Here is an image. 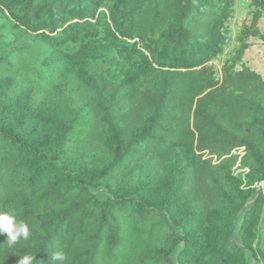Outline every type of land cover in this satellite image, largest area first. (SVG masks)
<instances>
[{"label": "trees", "instance_id": "obj_1", "mask_svg": "<svg viewBox=\"0 0 264 264\" xmlns=\"http://www.w3.org/2000/svg\"><path fill=\"white\" fill-rule=\"evenodd\" d=\"M249 4L217 78L231 0H0V212L29 231L0 264H264Z\"/></svg>", "mask_w": 264, "mask_h": 264}, {"label": "rangeland", "instance_id": "obj_2", "mask_svg": "<svg viewBox=\"0 0 264 264\" xmlns=\"http://www.w3.org/2000/svg\"><path fill=\"white\" fill-rule=\"evenodd\" d=\"M231 14L229 19L225 23L226 31L223 42V52L220 56L215 58L211 64L216 70V77L220 78L221 68L223 64L233 56L235 50L238 47L237 37L242 28L246 23H249L251 17V7L249 0H231L230 7ZM262 27L264 28V19L262 20ZM246 62L251 63L252 67L263 76L264 78V44L259 40L252 42V47L248 50L245 55ZM40 61L33 56L26 66L27 71L24 74L29 73L32 79V88L37 91H41V88L50 79V72L47 69L39 68ZM42 70V71H41ZM75 81L72 80V84ZM237 154L240 156L243 154L242 149L237 150ZM238 163L236 164V166ZM262 193L264 194V186H262ZM258 244L264 248V200L262 203L261 213V229L258 236Z\"/></svg>", "mask_w": 264, "mask_h": 264}, {"label": "clouds", "instance_id": "obj_3", "mask_svg": "<svg viewBox=\"0 0 264 264\" xmlns=\"http://www.w3.org/2000/svg\"><path fill=\"white\" fill-rule=\"evenodd\" d=\"M0 234H6L7 243L9 247L16 244L18 239L23 237L25 240L29 236L28 227L23 223H17L14 217L7 213L0 212ZM34 256L24 255L20 257L17 264H33ZM66 257L62 252H56L52 256L53 261H59L61 264L65 261Z\"/></svg>", "mask_w": 264, "mask_h": 264}]
</instances>
